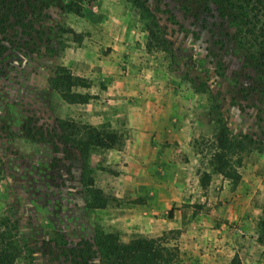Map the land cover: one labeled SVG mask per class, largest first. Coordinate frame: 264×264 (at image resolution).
Wrapping results in <instances>:
<instances>
[{
    "label": "rangeland",
    "instance_id": "rangeland-1",
    "mask_svg": "<svg viewBox=\"0 0 264 264\" xmlns=\"http://www.w3.org/2000/svg\"><path fill=\"white\" fill-rule=\"evenodd\" d=\"M145 4L152 13L159 8L167 52L149 42L142 12L128 0L84 3L79 15L46 10L35 26L45 33L39 53L23 48L28 38L20 33L0 42V234L17 250L14 264H73L65 252L82 241L95 245L100 233L124 243L167 234L180 250L178 264H264L256 229L264 206V100L254 92L243 98L240 89L252 84L241 70L242 52L232 49L231 30L213 5L193 22L176 0ZM67 28L75 35L61 33ZM61 66L90 85L76 92L94 98L83 105L61 100L51 87ZM57 120L126 140L118 150L92 151L85 163L59 139ZM217 120L231 136L262 146L241 153L238 181L209 166ZM24 125L56 149L29 140ZM170 147L172 170L158 153ZM85 164L109 199L103 210L90 206ZM205 172L211 179L203 189ZM93 249L90 264H110Z\"/></svg>",
    "mask_w": 264,
    "mask_h": 264
},
{
    "label": "trees",
    "instance_id": "trees-1",
    "mask_svg": "<svg viewBox=\"0 0 264 264\" xmlns=\"http://www.w3.org/2000/svg\"><path fill=\"white\" fill-rule=\"evenodd\" d=\"M95 0H0V42H10L9 36L19 33L28 38L23 43V48L31 53H39L43 42L44 31L35 26L41 21L43 13L53 7H59L63 12L79 15L84 3ZM142 12L146 20L149 42L156 44L163 51H169L170 42L158 23L155 7L153 13L146 6V0H128ZM185 14L198 22L202 15L211 14L215 7L217 16L231 30L230 45L233 50L242 52L241 70L247 71V79L251 81L250 90H240L247 98L252 92L264 100V0H176ZM61 33L75 35L67 28L60 29ZM3 46V45H2ZM61 46V44H60ZM3 50L6 48L3 46ZM46 50V49H45ZM222 64L218 63L219 70ZM221 76L222 73L219 72ZM51 87L58 96L70 105H83L94 97L89 94L76 92L78 88L88 89L90 85L82 78L70 73L65 67H58ZM197 94H205L206 88L196 89ZM55 127V128H54ZM54 130L60 132L59 139L79 153L86 163L90 153L94 150H118L123 147L125 135L114 131L97 128L89 124L78 125L70 120H57ZM26 137L33 142H49L56 149L53 140L46 139L43 132L23 126ZM262 150L259 141L248 135L233 137L229 134L222 121L217 120L215 134L209 147V166L216 174L223 178L238 181L239 175L236 168L241 164V153L250 149ZM87 165L83 172V183L90 195L91 208L103 210L109 199L103 191L94 186L91 176L86 175ZM210 175L202 173L199 177L201 188H206L210 183ZM257 243L264 250V206L261 216L256 224ZM94 246L103 254L110 264H178L180 250L176 245H170L167 234L156 238H133L124 243L114 233H100L95 245L88 241L80 242L77 247L65 252L73 264H90L95 258ZM18 253L13 243L0 234V264H14ZM233 264V261L231 262Z\"/></svg>",
    "mask_w": 264,
    "mask_h": 264
},
{
    "label": "crops",
    "instance_id": "crops-1",
    "mask_svg": "<svg viewBox=\"0 0 264 264\" xmlns=\"http://www.w3.org/2000/svg\"><path fill=\"white\" fill-rule=\"evenodd\" d=\"M169 137H171V136H169ZM160 151L158 152L159 154H163L162 155V158H161V162L163 163V164H165L164 166L165 167H169L171 170L173 169V164H174V158L172 157V155H171V151L173 150V148L172 147H170V148H166V149H164V150H161V149H159ZM168 155V157H166ZM170 157L172 158V159H170ZM154 163H155V160L153 159V165H154ZM154 193V192H153ZM162 201H164V200H167V201H169L170 200V198L169 197H167V196H163V198L161 199ZM166 228L167 229H171V228H175L177 225H175V224H173V223H168V224H166ZM247 251H249L248 249H244V254H246L247 253ZM250 252V251H249ZM229 261H230V259H229Z\"/></svg>",
    "mask_w": 264,
    "mask_h": 264
}]
</instances>
